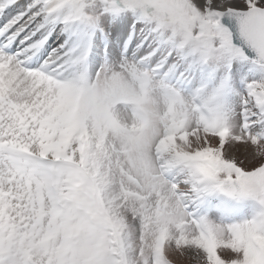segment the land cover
Segmentation results:
<instances>
[{
    "label": "snow or ice",
    "instance_id": "obj_1",
    "mask_svg": "<svg viewBox=\"0 0 264 264\" xmlns=\"http://www.w3.org/2000/svg\"><path fill=\"white\" fill-rule=\"evenodd\" d=\"M0 264H264V0H0Z\"/></svg>",
    "mask_w": 264,
    "mask_h": 264
},
{
    "label": "rangeland",
    "instance_id": "obj_2",
    "mask_svg": "<svg viewBox=\"0 0 264 264\" xmlns=\"http://www.w3.org/2000/svg\"><path fill=\"white\" fill-rule=\"evenodd\" d=\"M59 32H60V30H57V35H56V36H58ZM76 33H77L78 35L73 36V40H77V43H79V37H83V36H85L86 33H87V29L82 28V27H77V28H76ZM73 40H72V41H73ZM59 43H62V42L60 41V38L56 41V43H54V45L52 44V46H53V47H56ZM97 44H99V41H97ZM100 47H102V46H100ZM48 52H49V51H47V53H48ZM100 58H101V53H100V50H99V47H98V48H96V49L93 50V53H92L91 57L89 58V62H90L94 67H98V66H99L98 61L100 60ZM122 118H123L124 120H126V121L131 122V121L134 119V116H130L129 113L124 112V113L122 114Z\"/></svg>",
    "mask_w": 264,
    "mask_h": 264
},
{
    "label": "bare ground",
    "instance_id": "obj_3",
    "mask_svg": "<svg viewBox=\"0 0 264 264\" xmlns=\"http://www.w3.org/2000/svg\"><path fill=\"white\" fill-rule=\"evenodd\" d=\"M54 45V44H53ZM47 50V49H46Z\"/></svg>",
    "mask_w": 264,
    "mask_h": 264
}]
</instances>
